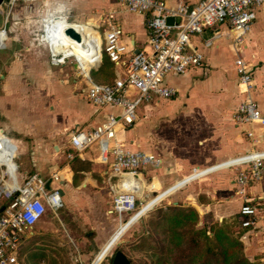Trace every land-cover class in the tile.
<instances>
[{"label":"crops","instance_id":"0c3cea01","mask_svg":"<svg viewBox=\"0 0 264 264\" xmlns=\"http://www.w3.org/2000/svg\"><path fill=\"white\" fill-rule=\"evenodd\" d=\"M164 1L169 6H194L201 0ZM46 16L59 17L64 20L61 25L84 32L89 42L95 38L92 39L91 31L81 25L94 23L100 43L111 26L121 27L129 53L150 47L146 16L131 13L118 0H12L10 5L0 6V21L4 23L1 29H6V33L0 32L3 45L0 48V133L14 145L13 162L19 182L35 173L50 178L60 172L63 177L60 184L64 207L57 212L47 208L43 218L21 241L19 260L21 264H35V260L30 259L33 252L41 250L42 257L48 250L44 248L51 249V243L65 242L57 237L61 230L52 224L53 220H61V212L71 224L70 229L65 227L63 232L70 239L69 244L76 247L71 264H90L93 260L92 264H100L129 225L121 226L106 245L114 228L103 231V235L97 237L99 240L95 239L92 250L84 254L71 241V232L86 239L85 225L111 214V201L119 191V180L111 173V158L107 163L101 161L98 145L71 162L67 161L65 153L72 135L92 129L118 110L112 106L100 108L88 101L83 91L86 85L78 74L79 66L72 59L63 66L51 62L49 48L41 39V20ZM227 28V23L218 22L195 35L192 44L202 55L201 64L181 75H168L165 83L175 89L177 95L169 99L153 96L143 101L137 109L135 125L120 132L118 137L125 141L126 148L153 154L160 161L147 166L138 176L142 182L140 196L149 200L148 208L167 200L194 207L209 222L222 220V223L233 224L244 245L245 256L252 263L264 264V231L258 229L263 224L259 223L255 230L242 228L239 212L243 198L235 193V179L249 166L231 163L255 148L264 149L260 127L233 118L248 97L255 100L264 113V11L257 12L240 46H235ZM216 31L220 37L206 47L205 42ZM86 54L89 55H86L89 57L85 58L89 60L86 64L93 65L96 58H91L95 52ZM239 58L243 59L255 83L249 95L243 94L240 87L236 67ZM100 67L101 63L91 67L89 74L92 70L101 72ZM68 68L76 70V77L69 78ZM105 72L111 75L107 74L104 82L92 80L99 84L113 83L114 65L107 63ZM137 96L131 92L132 99ZM251 131L261 136L260 143L248 136ZM21 157L27 162L22 164L20 172L17 159ZM2 171L0 167V178ZM183 181L187 183L167 197L159 196ZM152 184L154 189L151 190ZM245 191L264 213V172L261 179L249 183ZM233 203L238 205L236 210H232ZM5 205L6 200L0 196V216ZM48 214L52 221L46 223L44 219ZM83 243L86 244L84 240ZM23 245L24 253V250L21 252ZM55 254L57 251H51L52 257L55 258ZM56 260L48 258L41 263L62 264Z\"/></svg>","mask_w":264,"mask_h":264},{"label":"built area","instance_id":"2783aa9c","mask_svg":"<svg viewBox=\"0 0 264 264\" xmlns=\"http://www.w3.org/2000/svg\"><path fill=\"white\" fill-rule=\"evenodd\" d=\"M118 2L131 13L146 16L150 47L129 53L123 40L122 28L111 26L104 34V41L99 45V56H95L97 53L92 55L96 58L92 67L100 65L103 54L113 63L116 76L111 84L95 83L89 72L86 74L82 70L83 65L79 59L69 56L66 49H63V40L66 38L79 44L67 36L65 30H57L63 21L59 17L42 18L41 39L47 44L50 60L54 65H66L70 59L77 63L78 74L86 85L83 91L90 103L100 108L112 106L118 110V113L108 114L105 120L92 129L72 135L65 156L67 161L71 162L87 149L98 145L101 161L107 163L111 158V173L118 178L120 188L112 198L109 213L122 219L124 215H138L149 203V200L140 202L143 196H139L141 186L137 178L147 166L160 161L153 154L126 148L125 141L118 137L119 133L135 125L137 109L143 101H149L153 96L169 99L177 95L175 89L166 85L165 79L168 75H181L201 64L202 55L192 44L195 35L213 28L218 22L227 23L226 31L233 37L235 46H240L250 32L257 12L264 11V0H201L194 6H169L164 0ZM169 17L174 18L172 25L167 23ZM0 32L6 33V29H0ZM219 37L220 33L216 31L205 42V46L210 47ZM55 41L59 43L58 51L52 48ZM84 48L90 54L96 51L97 46L87 39ZM236 67L242 93L249 95L255 88L253 76L243 59L236 60ZM132 91L138 94L136 99L131 98ZM233 118L241 123L259 126L264 135V113L252 98H246L239 105ZM248 136L256 143L261 142V136L253 131L249 132ZM14 152L8 138L0 133V167L3 169L0 196L6 200L5 210L0 216V264H21L18 250L26 234L43 218L47 208L57 212L64 207L61 173H53L50 178L35 173L19 182L16 176L17 167L13 162ZM231 163L249 166L235 179V193L243 198L239 212L241 226L255 230L262 222L263 226L258 229L264 231V213L255 205L254 200L245 194L249 183L262 177L264 149L255 148Z\"/></svg>","mask_w":264,"mask_h":264},{"label":"trees","instance_id":"16d2710c","mask_svg":"<svg viewBox=\"0 0 264 264\" xmlns=\"http://www.w3.org/2000/svg\"><path fill=\"white\" fill-rule=\"evenodd\" d=\"M107 63L113 64L105 56L100 70L105 71ZM148 216L142 222L149 231L143 247L149 246L151 264H255L245 256L233 225L199 226L200 215L192 206L157 207Z\"/></svg>","mask_w":264,"mask_h":264},{"label":"rangeland","instance_id":"374dc122","mask_svg":"<svg viewBox=\"0 0 264 264\" xmlns=\"http://www.w3.org/2000/svg\"><path fill=\"white\" fill-rule=\"evenodd\" d=\"M1 21H0V29L3 27V24L1 25ZM83 27L88 28L91 33H90V37L94 39V42L97 46L95 51V54L97 53V55L95 56H99V45H100V37L97 31L94 30V23H89L87 25H81ZM102 29V26H101ZM102 31V30H101ZM93 43V42H92ZM86 50V49H85ZM87 53V51H86ZM49 55V54H48ZM88 55V54H86ZM71 56V55H69ZM89 56V55H88ZM86 56L88 59L89 57ZM103 57H105V55L103 54ZM73 61V60H72ZM83 61H86L85 58H83ZM67 73L69 75V78L72 79L75 76L76 70H70L69 68L67 69ZM108 73H106L105 71H95L92 70L91 72V77L94 81L96 82H104V77L107 75ZM77 79V81L80 79L79 77L75 78ZM18 164L20 165V172L22 171V164H24L25 162H27V159L24 157H21L20 159H17ZM149 189H154L153 184L150 185ZM143 196V195H141ZM140 196V197H141ZM147 201L146 199L141 198L140 202H144ZM177 206V205H182L183 207H187L184 206L182 203H175L173 204V202L168 203L167 200L165 201H160L159 203H157L156 205H154V209L157 207H166V206ZM141 203L139 204V207L141 208ZM149 206L144 207L147 208ZM232 210H236L238 208V205L236 204H232L231 205ZM143 209V210H144ZM152 209L151 211H149L147 214H145L139 221H137L136 223L132 224L131 226L129 225L134 219L137 218V215L133 216V215H124L122 219H120L118 217V215H111V214H107L104 217H100L99 221L94 222V223H89L87 225H85L87 227V232L86 235H88V238L86 239H82L79 238L78 235L74 232L72 233V239L71 241L75 243V245H77V247L81 250V253H87L89 250H92V245L94 244L95 239H97V237L102 236V232L103 231H107L108 229H112L114 228V231L111 234V237L109 238V240L104 244L106 245L115 235L116 233L119 231V229L121 228V226L128 224V228L125 230V232L118 238V242L116 244L113 245V247L110 249V251L107 254V257L103 259V261L100 264H111V255L113 253H115L116 250H121L123 251L128 257L129 259L132 261L133 264H151V260L152 258L150 257V252H149V246L147 247H143L145 244H143V239L149 236V231L147 229V227L144 225L143 226V221H146L149 218V214L154 210ZM199 213V212H198ZM140 214V212L138 213ZM203 214V213H202ZM200 215V214H199ZM59 217L61 218V220L59 221H52V219H50V215L48 214L47 217L44 219V221L49 222L50 220L53 222L52 224L55 225L56 228H59L61 230V232L58 234L57 237H59V240L61 241H65V242H53L50 244V250L48 247L44 248L45 255H43L41 257V250H37L36 252H33L30 256L31 261L35 260L34 262H36L35 264H42L44 260H47L48 258L51 259H57L56 262L61 261L62 264H71V261L74 260V256L76 255V247L73 246L72 243L69 244L70 239L68 238V236L63 232L65 227H67L68 229H70L71 224L69 222H67V220L65 219L64 215L61 214V212H59ZM122 220V221H121ZM127 221V222H125ZM125 222V223H124ZM215 222H221L220 221H215ZM215 222H209L208 220H206V218L203 216L201 217L200 215V221H199V226H202L204 223H215ZM74 223V222H73ZM233 225V224H232ZM44 226V225H43ZM234 228V225H233ZM105 229V230H103ZM235 229V228H234ZM101 231V233H100ZM235 234H236V229H235ZM212 235V234H211ZM85 241L86 244H82V241ZM99 239H97L98 241ZM49 245V244H48ZM141 246V247H139ZM104 247V246H103ZM24 245L21 248V252L22 250L23 253L26 252L24 249ZM54 248V249H52ZM144 248V249H143ZM99 250V249H98ZM102 250V249H101ZM100 250V251H101ZM51 251L53 253V251H57V254H55V258L51 256ZM96 252V254L94 256H92L93 259H95V257L98 255V253L100 252ZM95 252V251H94ZM71 253V254H70ZM94 261V260H93ZM90 262V264L93 263ZM42 262V263H41ZM57 264V263H56Z\"/></svg>","mask_w":264,"mask_h":264},{"label":"water","instance_id":"95a60500","mask_svg":"<svg viewBox=\"0 0 264 264\" xmlns=\"http://www.w3.org/2000/svg\"><path fill=\"white\" fill-rule=\"evenodd\" d=\"M12 3V0H0V6H2L3 4L5 5H10ZM174 22V18L169 17L167 19V23L172 25ZM65 34L67 36H69L71 39L75 40L79 45H82L85 41L83 39V37L81 36V34L76 31L74 28L72 27H68L65 29ZM2 42L0 43V48L2 47ZM8 142L11 144L12 149H14V145L9 141ZM187 183V181H183L182 183L176 185L175 187L167 190L166 192L160 194L159 196H164L167 197L168 194H170L172 191H175L176 189H178L179 187L184 186ZM153 208V206L151 207V209ZM150 208H145L144 210L141 211L140 214L137 215V218L134 219L129 225L131 226L132 224L136 223L137 221H139L142 216L149 210ZM5 210V207H3L2 211ZM127 222V221H126ZM129 226V227H130ZM107 257V255H106ZM105 257V258H106ZM111 264H133L132 261L129 259V257L121 250H116L115 253H113L111 255Z\"/></svg>","mask_w":264,"mask_h":264},{"label":"bare ground","instance_id":"6f19581e","mask_svg":"<svg viewBox=\"0 0 264 264\" xmlns=\"http://www.w3.org/2000/svg\"><path fill=\"white\" fill-rule=\"evenodd\" d=\"M66 23L69 24L68 22H66ZM68 27H72V26L63 25V24L61 25V23H60V26L58 27L57 30L58 31H63V30H65ZM72 28H74L76 31H78L81 34V36L83 37V39H84L85 42L82 45H77L76 43H74L70 39L66 38V39L63 40L62 47H63V49L64 48L66 49V52L69 55L76 56L79 59V61L83 65L82 66L83 67L82 70L87 74L88 70L93 66V65L86 64L88 60L83 61V58H86V50H85L84 46H85V43L87 42V39H89V38H88V36L84 32L80 31L79 29H77L75 27H72ZM93 43H95L94 40H93ZM52 44H53L52 45V48L54 49V51H58V49H59V47H58L59 43L57 41H55ZM96 52H97V50H96ZM137 181L140 183V186H142V182L140 180V177L137 179ZM141 190H142V187H141ZM141 190L139 191V196H140Z\"/></svg>","mask_w":264,"mask_h":264}]
</instances>
